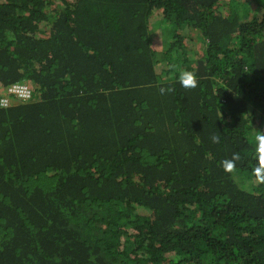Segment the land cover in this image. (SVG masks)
<instances>
[{"label": "trees", "instance_id": "trees-1", "mask_svg": "<svg viewBox=\"0 0 264 264\" xmlns=\"http://www.w3.org/2000/svg\"><path fill=\"white\" fill-rule=\"evenodd\" d=\"M259 133L264 0H0V264H264Z\"/></svg>", "mask_w": 264, "mask_h": 264}, {"label": "clouds", "instance_id": "clouds-1", "mask_svg": "<svg viewBox=\"0 0 264 264\" xmlns=\"http://www.w3.org/2000/svg\"><path fill=\"white\" fill-rule=\"evenodd\" d=\"M177 80H178V83L180 84V86L182 88L195 89L197 87V77H196L195 73H193V72H190L187 70L182 71L178 75ZM19 85H24V84H19ZM256 141H257V147H256L257 159H258V161H264V133H259L257 138H256ZM212 142L218 143L219 137L213 136ZM238 159H239V155L234 153L231 159L223 161L224 170L226 172H231L236 167V161ZM255 175L259 179L264 180V167L257 166L255 169Z\"/></svg>", "mask_w": 264, "mask_h": 264}, {"label": "built area", "instance_id": "built-area-1", "mask_svg": "<svg viewBox=\"0 0 264 264\" xmlns=\"http://www.w3.org/2000/svg\"><path fill=\"white\" fill-rule=\"evenodd\" d=\"M8 92L14 94L21 99L30 98V90L24 85H14L8 89Z\"/></svg>", "mask_w": 264, "mask_h": 264}, {"label": "rangeland", "instance_id": "rangeland-1", "mask_svg": "<svg viewBox=\"0 0 264 264\" xmlns=\"http://www.w3.org/2000/svg\"><path fill=\"white\" fill-rule=\"evenodd\" d=\"M159 37L161 36V34L158 35Z\"/></svg>", "mask_w": 264, "mask_h": 264}]
</instances>
